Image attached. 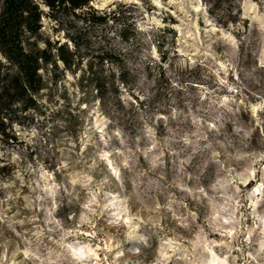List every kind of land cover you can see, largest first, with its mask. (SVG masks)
Instances as JSON below:
<instances>
[{"label": "rangeland", "instance_id": "rangeland-1", "mask_svg": "<svg viewBox=\"0 0 264 264\" xmlns=\"http://www.w3.org/2000/svg\"><path fill=\"white\" fill-rule=\"evenodd\" d=\"M23 1L12 35L45 45V111L27 127L15 126L27 145L0 146V165L13 164L0 172V264H67L65 249L74 264H264V45L237 44L227 55L231 41L254 23L244 0H121L106 8L92 0L91 10ZM64 106L83 118L71 121L78 131L68 129L69 115H51ZM34 127L39 136L28 135ZM141 129L143 138L126 142L129 168L118 179L109 148H124L113 132L134 138ZM105 131L108 158H98L93 171L77 165L72 177L60 167L67 163L62 153L72 159L79 153L85 165L93 164ZM177 136L192 141L186 151L194 158L203 150L223 167L208 161L198 184L203 191L189 180L187 194L169 189L182 205L164 208L157 173L164 182L178 179L184 143L172 139ZM157 157L163 164L154 166ZM136 179L141 189L157 181L147 189L154 204L138 189L133 195ZM102 204L110 207L97 215Z\"/></svg>", "mask_w": 264, "mask_h": 264}, {"label": "trees", "instance_id": "trees-1", "mask_svg": "<svg viewBox=\"0 0 264 264\" xmlns=\"http://www.w3.org/2000/svg\"><path fill=\"white\" fill-rule=\"evenodd\" d=\"M90 1L92 0H44L50 9L63 6L70 9L88 7L91 10ZM24 6L23 0H3L0 12V54L3 57V60H0V146L9 148L27 145L19 137L15 126L27 127L37 115H43L45 111V103L41 99L45 88L42 67L44 63L49 62V55L46 54V49H40L28 41L24 42L20 35H12L21 21ZM164 56L165 53L162 52L161 58L164 59ZM63 62L66 67L67 61ZM50 63L55 64L53 61ZM61 113L69 115L68 129L71 132L81 128L74 127L71 121L79 122L83 121V118L79 115L72 116L67 107L64 110L60 108L51 110L52 116ZM3 162L4 164L0 165L1 173L13 165L7 160Z\"/></svg>", "mask_w": 264, "mask_h": 264}, {"label": "clouds", "instance_id": "clouds-1", "mask_svg": "<svg viewBox=\"0 0 264 264\" xmlns=\"http://www.w3.org/2000/svg\"><path fill=\"white\" fill-rule=\"evenodd\" d=\"M99 2V6L101 8H106L108 4H111L113 7H115V5L117 3H120L121 0H102V2H100V0H98ZM152 2H155V0H152ZM236 3H240V0H236ZM41 8H44L45 11H48V8L41 3L40 4ZM243 7L245 9V15L248 16L250 21H254V23H250L249 25V31L242 33L240 35V39L239 41L236 40H232L231 41V45L232 48L231 50L227 53V55L229 57L233 56L236 51H237V44H241V45H247L248 43H250L251 41L255 40L257 43L264 45V0H244L243 2ZM205 19L207 20V15H205ZM258 22V23H255ZM48 23V22H46ZM231 29V26H229V30ZM109 36L113 35V33L110 31L108 33ZM61 38L62 35H61ZM99 44H105V41L101 40L98 41ZM106 47H108V45L105 44ZM39 47L41 49H43L45 47V45L43 43H41L39 45ZM0 60H3V57L0 56ZM51 67V66H49ZM61 67H63V65H61ZM229 67H231V65H229ZM105 68L108 71H114L115 69L112 68V66L110 64H106ZM71 79V78H69ZM179 87V85H177ZM13 107H18V105H13ZM98 107V105H94L92 108V112L96 111V108ZM92 112L89 113V115L92 114ZM174 115H178V113H175ZM59 123V122H58ZM109 123L108 120H103L102 124L104 126H106ZM112 123H116L115 120L112 121ZM117 128H120V126L117 124ZM99 130V129H98ZM237 132H239V129H237ZM29 136H39V133L37 132L36 128H32L30 133H28ZM245 135H247V133H245ZM113 136L117 139H119L120 144L123 146L124 151H120L118 152L115 146H112L109 148V154L112 157V161H113V171L115 172V175L118 179H124V176L121 174V169L122 168H129V165L127 163V160L124 158L125 157V153L128 151L127 149V141H129L130 139H134V140H139L141 138H143V129L140 130V135L136 136V137H129L125 132H123L122 130H117L113 132ZM102 137L104 138L103 141V145L101 144H97L96 145V151H95V155L91 156L90 158L93 160V164L90 165H85L83 162V158L80 157V154L77 153L76 154V158L72 159L70 157L67 156V154H63L64 156V160L67 161V163H64L63 161L60 163V167L63 168H68L71 169V171L69 172V175H71L72 177H76L78 175V173L75 171L77 165L80 166L81 171H83V168L85 166H87L88 170L91 172L94 170V165L99 163V159H107L108 156L104 155V146H106L109 143L110 138L108 137V133L102 132ZM148 139L152 140V132L149 129L148 130ZM173 140H179V141H183L184 143V147H181L179 149L180 152L184 153V159L180 162V166H179V170L176 171V176H178V179L173 180L171 183L168 182H164L163 181V177L157 173L159 180L161 181L162 184V190L164 192V195L166 196L167 199V203H165L164 205H161V207L164 208H168L170 206L171 203H180L182 205V200L181 201H177L176 196L171 195L169 189H183L184 193L187 194V192L189 191L187 184L189 180H192L194 182V185H196L197 187H195L194 190L196 191H203V189L198 187V184L200 182V180L202 179V173L205 170V165L208 163V161L215 159L217 165H219V167H223V165L220 163L218 156H215V154L213 156H207L206 153L203 152V150H198L200 151L202 154L199 157L194 158V154L192 151H186V148L189 144L192 143V141L188 140L186 137L184 136H177V137H172ZM200 139H203V137H200ZM29 142L31 143L32 141L29 140ZM152 147H158V145L156 144L155 141H152ZM209 146L207 144L204 145V148H208ZM221 147H223V145H221ZM69 151H71L69 149ZM150 152V149L145 146L144 148V154L147 156ZM162 154V152H161ZM153 165L155 166L156 163H160L161 165L163 164L162 160H159V158L157 157V159L152 161ZM173 168H175V165H173ZM139 175L143 176L144 173L140 172ZM104 183L107 182V180L102 181ZM77 183V180L73 179V184ZM134 188H133V195L136 194V190L138 189L140 192L144 193V199L149 202L154 204L155 203V196L154 194L152 196L148 195V191L147 189L149 187L152 186H156L157 181L155 180H148L145 184V188L141 189L140 188V181L139 179L134 180ZM93 187H95V185H93ZM66 192H68L69 197H72L74 195H76V193L70 189H65ZM91 203L95 204L96 201L95 200H91ZM130 203L134 205V201H130ZM110 205L109 204H102L98 211H97V215H99L100 213H104L105 209L109 208ZM91 211V210H90ZM153 211H157L156 208H153ZM109 215H112V213H105V218L107 219V217ZM188 216L191 217L192 213H188ZM181 219L183 220V217H181ZM152 221L149 220H145L142 223H151ZM117 223V221L112 220V219H108V224H115ZM91 226V225H89ZM155 226L159 227V220L157 219L155 221ZM98 230H102V229H98ZM141 240H144L145 242H147V237L145 236H141L140 237ZM62 259L67 261V264H74V262L72 260H70V253L67 251V249L64 250V255L62 256ZM124 264H127V261L124 262Z\"/></svg>", "mask_w": 264, "mask_h": 264}]
</instances>
